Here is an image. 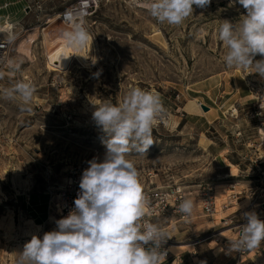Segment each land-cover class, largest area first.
<instances>
[{"label":"rangeland","instance_id":"obj_1","mask_svg":"<svg viewBox=\"0 0 264 264\" xmlns=\"http://www.w3.org/2000/svg\"><path fill=\"white\" fill-rule=\"evenodd\" d=\"M84 1L91 4L82 13L91 38V47L81 48L85 65L73 47L57 48L72 27L63 15ZM150 3L0 0V43L8 47L0 51V264H16L33 235L56 229V197L70 168L102 160L106 151L92 117L96 105L122 102L133 87L159 94L164 109L153 124V145L128 156L148 203L181 191L194 211L203 201L216 210L186 224L152 217L168 233L164 264H264V242L251 251L230 249L245 212L264 221V77L226 67L228 50L218 38L221 23L238 25L246 10L233 0H211L169 25L150 15ZM33 31L39 37L29 59L18 46ZM21 82L35 89L27 103L8 95ZM176 242L194 246L172 249L185 251L176 258L168 254ZM212 243L223 252L216 255Z\"/></svg>","mask_w":264,"mask_h":264},{"label":"clouds","instance_id":"obj_2","mask_svg":"<svg viewBox=\"0 0 264 264\" xmlns=\"http://www.w3.org/2000/svg\"><path fill=\"white\" fill-rule=\"evenodd\" d=\"M237 2L246 15L238 25L225 20L218 29V38L228 50L225 65L252 69L264 77V0H233ZM210 4L211 0H151L149 12L159 23L180 25L193 14L194 6L204 9ZM69 23L71 29L63 33L66 46L85 47L90 37L84 22ZM14 40L9 33L7 43ZM34 91L21 82L8 95L18 93L27 103ZM163 111L159 94L140 87L131 88L122 102L96 105L92 117L105 135L103 159L88 162L74 207L55 222L56 229L42 238L33 235L18 253L16 264H164L168 233L145 219L148 199L140 172L128 159L132 150L145 154L153 145V124ZM194 207V201L185 198L178 211L188 219ZM244 217L247 223L231 241L232 251L255 250L264 242V221L254 211Z\"/></svg>","mask_w":264,"mask_h":264},{"label":"built area","instance_id":"obj_3","mask_svg":"<svg viewBox=\"0 0 264 264\" xmlns=\"http://www.w3.org/2000/svg\"><path fill=\"white\" fill-rule=\"evenodd\" d=\"M81 9H84V11H82V13L86 12V9H90L91 8V4L89 1H84L81 3L80 5ZM71 11H68L67 13H65L63 15V19L65 21H70L71 19ZM3 45H6L5 43H0ZM4 49H8V47L4 46V47H0V51H4ZM88 166H76V167H72L70 168L69 172H68V176H67V180L64 184V186L60 189L57 197H56V203H55V208L54 211L58 214V220L66 217L69 214V211L74 207V200L75 198H77V194L80 191L79 189V183H80V179L82 176L83 171L87 168ZM156 190L154 191H158V192H163L165 194L164 191H162L159 188H155ZM143 191L144 187H143ZM152 190H150L151 192ZM158 192H155L154 195L156 196V194H158ZM183 193H181V191H175L171 196L169 194H166L165 198H161V199H156L159 201H156L155 204H147L146 206V212L148 213V215L145 217V219H147L148 221L152 222V217H158V216H164L167 217V219L169 218L170 221H179L181 223H185L189 222L191 217L188 219H185V217L179 213L178 211V207H179V203L183 200V196L181 195ZM146 197H148V194L146 195ZM186 198V197H185ZM160 202V203H158ZM199 212L201 213L202 211H205L208 214H211V212L216 211L213 207V204H211L210 202L207 203H199ZM197 207V208H198ZM201 208V209H200ZM171 210V211H170ZM169 221V222H170ZM171 223V222H170ZM217 240V239H216ZM213 244V243H212ZM213 246H215V250H219V252L216 255H219L223 252L222 248L218 246H216L215 244H213ZM214 253V252H213ZM170 255H172L170 252L168 253ZM224 257L226 259H230L232 256L230 255L229 252H224L223 253ZM244 254L240 255V260H243ZM170 257V256H168ZM166 255L165 261L168 258ZM174 257H179V255H174ZM169 259V258H168ZM164 261V263H165Z\"/></svg>","mask_w":264,"mask_h":264},{"label":"bare ground","instance_id":"obj_4","mask_svg":"<svg viewBox=\"0 0 264 264\" xmlns=\"http://www.w3.org/2000/svg\"><path fill=\"white\" fill-rule=\"evenodd\" d=\"M71 19L70 21H80L82 20L85 16H82V12H81V8H78L74 11L71 12ZM55 19H51L50 22H54ZM3 23V22H2ZM68 25H71L70 23H68ZM8 26V25H7ZM9 27V26H8ZM38 29V28H37ZM2 32V30L0 31ZM45 36V35H43ZM39 37V31H33L31 32L26 38H24V40L19 44L18 46V53H20L21 55L28 57L29 59L31 58V48H32V45L34 43V41L36 39H38ZM46 38V37H45ZM47 40V39H45ZM44 40V41H45ZM47 42V41H45ZM50 43V42H49ZM47 45V44H46ZM60 45H66V41L64 38H62L60 40V44L57 48L60 47ZM91 47V38H89V41L87 43V45L84 47V51L86 52V50H88L89 48ZM74 51V59L82 62L84 65H85V59H84V52L81 50V48H74L73 49ZM91 52V51H90ZM86 55V54H85ZM48 56V55H46ZM49 66L51 69H57L59 68V65L58 63L56 62H52L50 61L49 62ZM1 202V201H0ZM200 203V202H199ZM199 203L197 204V207L199 206ZM199 210V207L197 210L193 211V214L191 216V219L190 221L191 222H194V220H201V213L198 211ZM222 220V219H221ZM223 221V220H222ZM172 222V221H171ZM211 223V222H210ZM212 224V223H211ZM212 228V227H211ZM227 233V231H222L221 232V236H225V234ZM193 243H189L188 245L187 244H184V243H181V242H176V243H171L168 247H169V251L172 255H178V254H182L183 252H175V251H172V249H181V248H193ZM187 251V250H186ZM216 252H219V250H216Z\"/></svg>","mask_w":264,"mask_h":264},{"label":"water","instance_id":"obj_5","mask_svg":"<svg viewBox=\"0 0 264 264\" xmlns=\"http://www.w3.org/2000/svg\"><path fill=\"white\" fill-rule=\"evenodd\" d=\"M203 109H204V111H206V110H207V108H205V107H203Z\"/></svg>","mask_w":264,"mask_h":264}]
</instances>
